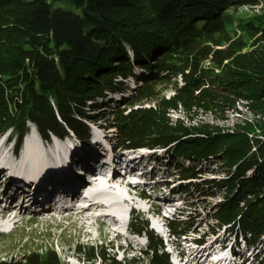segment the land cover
I'll list each match as a JSON object with an SVG mask.
<instances>
[{"label": "trees", "instance_id": "obj_1", "mask_svg": "<svg viewBox=\"0 0 264 264\" xmlns=\"http://www.w3.org/2000/svg\"><path fill=\"white\" fill-rule=\"evenodd\" d=\"M57 1L0 0V134L11 131L20 146L33 123L47 145L54 137L85 145L91 134L86 121L93 120L116 131L119 147H169L167 153L178 155L173 161L183 179H196L201 162L216 159L225 177L216 185L207 181L199 192L214 195L227 185V203L216 208L224 213L221 221L250 245L263 246L264 15L245 21L232 12L261 0H66L79 12L57 7ZM127 47L134 52L133 61ZM161 52L162 58L155 60ZM206 60L211 66L204 65ZM137 67L145 80L140 79L133 98L121 105L117 101L111 119L93 114L100 99L128 90L123 80L137 78ZM177 75L185 86L175 87L177 96L171 97L173 107L166 112L183 107L184 118L193 120L190 127L180 119L174 127L167 123L147 128L155 122L147 111L125 112L127 104L149 98L155 84ZM205 84L208 89L202 90ZM225 103L227 110L237 112L236 104H245L254 118L236 123L231 131L194 121L199 111L208 113ZM185 136H190L187 141ZM177 157L192 165L185 167ZM180 219L168 220L170 232L178 236L188 230H182L186 222ZM134 221L132 215L131 231L147 236L144 257L120 261L106 247H91L90 254L100 253L90 256L101 264H172L148 221L141 220L142 226L138 218ZM0 264L62 263L51 250L45 257L30 253Z\"/></svg>", "mask_w": 264, "mask_h": 264}, {"label": "rangeland", "instance_id": "obj_2", "mask_svg": "<svg viewBox=\"0 0 264 264\" xmlns=\"http://www.w3.org/2000/svg\"><path fill=\"white\" fill-rule=\"evenodd\" d=\"M56 6L79 12V10L74 5L69 4L66 0L57 1ZM232 12L239 19L245 21L260 15H264V0H261L259 4L256 5H242ZM127 50L129 52L130 59L132 60V58H134V52L130 51L131 49L129 47H127ZM161 54L157 55L155 60L162 58L163 52ZM204 65L211 66V62L206 60ZM142 70V68L137 67V78L129 76L127 79L123 80L128 86V90L125 93L116 92V94H109V97L107 98L109 99L112 97L114 99L113 103H107L106 107L104 106L105 103L103 102L107 101L108 99L104 100V98L103 101L100 99L99 102L94 105L95 107H93L97 111L92 113L96 115L107 116L111 119L113 115L112 109L116 106L117 101L121 105L125 100L131 98V94L136 91L145 80L143 75L145 73ZM140 79H143V81H140ZM172 79L173 80L170 82H159L158 84H155L153 93H149V98H140L134 106H128L127 104V106L124 107L125 112H130V110H135L138 108H142L143 110L147 111V115H152V118L155 119V122L153 121L152 125L150 126L147 125V128L153 126L162 127L166 126L167 123L174 127V124H176L178 122L177 120L180 119H185V128L190 127V124L193 123V120H191L190 117L184 118L183 107H180L178 112L173 110H171L170 113L166 112L167 108L173 107L171 105V97H174L175 95L177 96L175 87L180 88L185 86V83L182 81L180 75L172 77ZM201 89H208V84L202 86ZM198 93L199 91L196 92V94ZM184 94L185 93H182L181 96H186ZM223 95H227V92H224ZM89 102L92 103L94 101ZM227 104L225 103V106L223 107L219 104L217 107L211 109L208 113H202V111H199V113L195 115L196 119L194 121L200 124L202 122L212 123L221 126L227 131H231L236 123L242 122L246 118H254L253 113L247 109L245 104H236L239 112L235 111V109L227 110L229 107ZM148 110H150L151 113H149ZM181 110L183 112H181ZM86 123L89 125V127H99L97 124H101L104 128H107L109 125L103 122L97 123L93 120H88ZM34 125L35 124L30 123L29 132L26 133L23 140L24 151L26 144L28 143L27 137L30 138V135L32 140L35 142L38 141L41 144L45 143L43 137H39L37 128ZM108 131L112 133L115 130L113 131L112 129H109ZM10 132L11 131L5 133V138L9 137ZM72 133L73 132H69L70 135ZM155 133L156 132H154L153 135L151 134L147 136V138H153V136L156 135ZM92 135H94V137H102L101 134L92 131L91 129L89 139L90 143L83 146L80 145L81 143H78L76 140H72L71 138L59 140L58 137H54L56 139L52 138L48 141L51 146L53 145L52 148L49 147L50 149H45L48 153L47 156L55 160L60 153L67 152L65 149L68 147H71L70 152L72 150H76V152L80 154L93 153L92 145L95 140L91 138ZM105 135L107 136V133ZM109 136L110 137L107 138H116V135L111 134ZM189 137L190 136H185L182 139L186 140ZM2 138L4 137H0V139ZM114 142L115 141H113V143ZM115 146L116 145L114 143V147ZM6 147L10 151V154L13 155L12 145ZM109 147V145L103 144L101 145L100 149H97L100 154L99 160H104L108 156L112 155ZM83 148L89 151H84ZM145 148L149 149L131 148L128 150L131 156L132 152L135 150H142L147 153L143 163L145 165L152 166V174L158 181L157 185H150L146 183L136 186V190L133 188H128L129 192H127L124 198H133V200L128 204L120 203V205H117L115 209H122L125 211L131 210L135 219L134 223L137 222L136 218H138V224H140V226H142L141 220L148 221L150 224L149 229L153 230L157 235H159V237L163 239L165 250L169 254L172 264H206L213 257L214 253L222 255L224 253L231 252L232 249L237 250L239 247L245 246L250 250L247 252L246 249V255L252 256L251 253L254 252L253 256L245 257L239 252V254L234 255L235 264H260V258L264 261V245L262 246V243L258 246L250 245L245 239L244 235H242L240 232H238L237 236L235 235V232L232 231V225L226 226V223L221 221L222 218L220 215L223 216L224 213L219 209L216 210V208L220 205L222 207L227 203L228 196H230L228 186L222 185V191L214 190V195H201L203 193L199 192L200 190L202 191V185L207 181H211L213 185H216L217 181L225 177L226 174L223 171V164L218 162L216 159L201 162L200 165L202 167H200L201 170L197 169L199 174L196 179H183L175 169L178 162L175 163L173 161L174 157L178 155H174L172 152L167 153V151H169L167 148L169 147H156L155 149H152L151 147ZM113 155L118 156L119 152H117L115 149ZM23 156L24 153L22 152L21 157L18 158V160H22ZM177 159H179L178 161L180 164H184V166L187 168L192 165L191 162H186L182 157H177ZM106 170L107 168L105 171ZM97 172L99 171L96 170L95 173ZM121 173L125 174L123 170ZM153 187H155L154 191L150 190ZM122 188L123 187H121V190L126 192V190ZM141 190H145L148 192V194H150V196H148L147 199L139 198L136 193ZM170 190L172 191L170 194L172 201H177L178 199L183 200V202H180L181 204L179 202H174L176 203L174 204L175 206L179 204L180 206L177 209L176 215L172 214L170 218L174 219V216H179L181 218L180 220H184L186 222V227L182 230L186 231L187 228L188 230L186 233H183L180 236L174 234L171 237H168L170 230H167V227H161L160 229L163 232H159L158 229H156V225L160 224L161 226L160 218L155 216V219L157 220L156 224L150 218L153 211H160L162 207L166 205H173L171 201L164 203L160 198V195H163ZM207 191L208 193L211 192L210 189L208 190V188ZM77 200L78 199H75L73 202ZM72 206L74 207L73 203ZM12 207L13 206H11L10 209ZM52 209L54 208H48L47 210L39 212V214H33L30 211L21 210L19 212V214H21L19 220L13 219V221H10V224L7 225H4L6 222L4 223L0 221V225H4V227L0 226V261H8L12 258H21L24 257V255H28L30 253H38L42 257H45L49 251L55 250L58 253L62 264H88L90 262L91 264H101L99 258L92 261L89 260V249L92 246L100 245L109 248L108 252H110L111 256H113V254L116 255V258L120 261L124 260L125 258L130 259L135 255L144 257V253L142 251L145 250L147 244L146 236L139 238L133 233L127 232L126 224L119 223L114 227V223H117L116 221H118L116 216L113 217L110 213L99 214V209L91 211L76 210L74 212H56L55 210L51 211ZM149 209L150 211L148 212ZM45 211L50 212L45 213ZM15 213L16 212L13 211L10 214ZM53 213L56 214L53 215ZM52 218H54V220ZM61 218H64L65 220L60 223ZM29 219L32 221L30 223H26V220ZM77 219L80 220L76 222ZM90 223H94V225L90 226ZM95 223H99L100 227L98 228L97 224ZM220 226L221 228H219ZM69 235L73 236L70 237ZM97 235H99L98 238ZM195 238L198 240L203 238V245H191L190 241H193ZM170 239L173 240L172 243H169ZM211 244L213 247H208ZM184 247H188V249L185 248V251H183ZM195 247L198 248L195 249ZM202 249H207V251L203 252V254L200 256H196L197 251ZM178 255H180V257L182 256V260H180ZM69 259H71V261H69ZM83 259L85 261H83ZM143 264L146 263L144 262Z\"/></svg>", "mask_w": 264, "mask_h": 264}, {"label": "bare ground", "instance_id": "obj_3", "mask_svg": "<svg viewBox=\"0 0 264 264\" xmlns=\"http://www.w3.org/2000/svg\"><path fill=\"white\" fill-rule=\"evenodd\" d=\"M107 137H110V136L107 135L106 138ZM30 138H31V135H30ZM30 138L27 137L28 143L26 144V147L27 146L28 147L25 149V154H24L22 160L20 161V164L18 163L19 165L14 163V158L10 154V151L8 150V148L5 147V145H1V143H0V170L4 171L3 172L4 174L0 175V216H1L0 221H4V223L6 222V224L3 223L4 225L10 224V221H13V219L19 220L20 215H21V214H19V212H17L18 214H16L13 218L10 217L11 215H9V213L14 211V210H11L10 207L14 204V202H13V200L8 201L9 194H11V192H13V191H16L18 194V197H17L18 201L21 202V196L20 195L25 191H30L28 186H30L31 184H35L33 182H30V181L33 179L34 180L37 179V181H39L38 175H42V180L40 179L41 180L40 185L42 187L39 189V191L40 192L41 191H48L47 198L44 197L43 200L45 198L47 200H51L52 203L50 206L57 208V199L60 197L61 202L63 204H65L66 206H71L72 196H64V195H70L76 191H72V193H61L60 192L61 194H58L59 192L57 190L52 191L51 189H47V187H45V186L49 185L52 182V178L50 176L54 175V176L59 177V179H60V183H59L60 185L59 186L63 189V191L70 190L75 186L79 187L82 190L83 183L78 178H75V177L81 174V167L82 166L92 162V156L89 153H84V154L81 153L80 154V153L76 152V150H72L71 152L69 151V154L67 152L60 153L56 157L55 160L51 159V158H49V156H47V154H48L47 151L42 149L41 143L38 141L35 142L34 140H32V138L30 140ZM111 139H113V137H111ZM30 141L31 142L33 141V142L31 143ZM29 145H30V147H29ZM83 150L89 151V150H86L85 148H83ZM134 152H136V150L133 151V153H132L133 157H136V160L134 162L135 166L138 168L143 167L142 162H143V159L145 157V154L139 153L137 155ZM127 160L128 159H124V163H126ZM106 163L108 164L109 162L106 161ZM112 164H115L114 159L112 160ZM119 168H121V166ZM26 170L29 172V174L26 173ZM144 170H147L145 172V175L147 176L148 181L153 183V184H156L157 179L152 174L153 171L151 169H148V168H144ZM10 171L11 172L14 171L15 176H17L21 180L17 181L15 184L5 183L2 185V182H3V181H1L2 178H6L7 175L10 174ZM20 171H22V172L19 175L18 173ZM100 171H101V167H100ZM112 174H114V175L118 174V170L112 169ZM92 177L93 178L96 177V178L100 179V178L106 177V174L99 172L97 174H92ZM138 177H140V176H138ZM125 180H126V178H121V177H119V178L117 177L116 179L114 178L111 183H113V184L118 183L119 189L106 191V193H109L108 199H111V200L116 202L115 203L116 205H114L115 207L114 206L110 207L111 211H113L117 205L119 206L120 202L127 203V201H125V198H124V196L127 194V191L125 192L124 190L120 189L121 187L127 186V184L125 183ZM135 180L137 181V179H135ZM110 193H112V194H110ZM171 193H172V191L170 190V191H167L166 193H164L162 196H165V195L168 196ZM170 198H171V195L168 198V200ZM39 199L42 200L41 198H39ZM132 200H133V198L129 199L128 203H131ZM168 200H166V201H168ZM78 202H79V205H85L86 204L83 200H79ZM174 202H176V201H173V203ZM74 206H75V204H74ZM28 207H29V205L25 206V208H28ZM75 208L76 207H74V209L72 210L73 212L76 211ZM99 208H100L102 213L104 211H106L105 206H99ZM92 209L98 210V208H96V207H94ZM33 210L36 212L37 208L33 209ZM14 212H16V211H14ZM88 215H89V213H88ZM4 216H6V220L4 219ZM52 219L54 220V218H52ZM64 220H65L64 218H61L60 223ZM79 220L80 219H77L76 222H78ZM31 221H32L31 219L26 220V223H30ZM95 224H97L98 228L100 227L99 223H95ZM4 225H0V226L4 227ZM92 225H94V223H90V226H92ZM69 236L72 237L73 235H69ZM98 237H99V235H97V238ZM92 247H94L96 250H99L101 247L104 248L103 245L102 246L101 245L100 246H92ZM208 247H213V245L211 244ZM185 248L188 249V247H184L183 251H185ZM241 248H243V249H241ZM241 248H240V252L243 253L245 256H247L246 255V249H247V252H249L250 250L246 246L241 247ZM205 251H207V249H202L200 251H197L196 256H200ZM99 253H100V251H96L95 253L90 254V255H92L93 257H96V255ZM90 255H89V260L90 261L95 260ZM221 259L226 264H234L233 258L231 257L228 260L227 254H224V257ZM69 261H71V259H69ZM83 261H85V260L83 259ZM88 264H91V262Z\"/></svg>", "mask_w": 264, "mask_h": 264}, {"label": "water", "instance_id": "obj_4", "mask_svg": "<svg viewBox=\"0 0 264 264\" xmlns=\"http://www.w3.org/2000/svg\"><path fill=\"white\" fill-rule=\"evenodd\" d=\"M162 53V52H161ZM161 53H159V54H161ZM159 54H157V55H159ZM156 55V56H157ZM99 127H98V129H102V128H104L102 125H100V124H97ZM106 130H107V128H105ZM1 135H5V134H1ZM71 136L73 137V134H71Z\"/></svg>", "mask_w": 264, "mask_h": 264}]
</instances>
